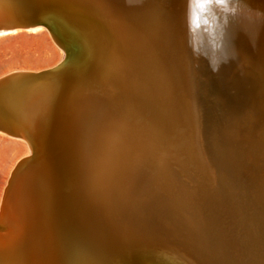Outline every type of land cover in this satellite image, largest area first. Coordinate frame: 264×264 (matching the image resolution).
<instances>
[{"label": "bare ground", "instance_id": "bare-ground-1", "mask_svg": "<svg viewBox=\"0 0 264 264\" xmlns=\"http://www.w3.org/2000/svg\"><path fill=\"white\" fill-rule=\"evenodd\" d=\"M38 29L64 56L0 77V131L30 150L0 264H51L52 237L60 264H264L224 240L264 228V0H0V35ZM120 83L152 102L142 127Z\"/></svg>", "mask_w": 264, "mask_h": 264}, {"label": "rangeland", "instance_id": "rangeland-1", "mask_svg": "<svg viewBox=\"0 0 264 264\" xmlns=\"http://www.w3.org/2000/svg\"><path fill=\"white\" fill-rule=\"evenodd\" d=\"M54 42L46 30L40 29L0 35V77L17 69L39 71L56 65L64 55ZM29 152L23 139L0 131V209L16 163Z\"/></svg>", "mask_w": 264, "mask_h": 264}, {"label": "water", "instance_id": "water-1", "mask_svg": "<svg viewBox=\"0 0 264 264\" xmlns=\"http://www.w3.org/2000/svg\"><path fill=\"white\" fill-rule=\"evenodd\" d=\"M40 24H43L45 26V22H40ZM60 38V37H59ZM73 49V48H72ZM74 54V52H73ZM71 57L69 58V55L64 57L63 62L70 63ZM60 64V63H59ZM58 64V65H59ZM56 65V66H58ZM55 66V67H56ZM49 69L44 70L42 72H39L35 75L40 76L42 73H47ZM129 84L127 83H120V86L122 89L115 95L114 99L116 101V107L118 111L124 112V118H128V123L130 125H133L135 127H142L145 123V120L147 121L148 118L152 115L149 113V105H151L152 102H146L144 98L142 97L141 93L136 90L133 87H128ZM145 117L144 120H141V122H136V120L140 117ZM130 119V120H129ZM149 120V119H148ZM32 155L35 157V149L33 147ZM32 157V158H33ZM31 161V160H30ZM13 174H11L9 178V182L7 183L6 188L12 183L14 178L11 180ZM11 181V182H10ZM36 206V204H35ZM34 209V208H33ZM38 208H35L33 212L37 211ZM78 223V222H77ZM228 225L225 226V238L224 240L228 242L230 246L229 252L231 254H240L242 260L257 258L258 256L255 255L252 250H259L264 251V228H253L250 223H239L236 220L230 219L227 222ZM77 226V231H78ZM68 241L71 243V240L69 237H66ZM83 243V241L81 240ZM64 243L69 246V243L67 241H64ZM49 250L51 252V264H60L61 261L64 258L63 251H59L54 247V238H49ZM69 249H65L66 252ZM254 260V259H253ZM228 264L230 263V260H228Z\"/></svg>", "mask_w": 264, "mask_h": 264}, {"label": "snow or ice", "instance_id": "snow-or-ice-1", "mask_svg": "<svg viewBox=\"0 0 264 264\" xmlns=\"http://www.w3.org/2000/svg\"><path fill=\"white\" fill-rule=\"evenodd\" d=\"M223 7L227 8V7H228V5H227V4H224V5H223ZM237 7H242V5L233 4V6H232V9H231V10L234 12V11L236 10V8H237Z\"/></svg>", "mask_w": 264, "mask_h": 264}]
</instances>
